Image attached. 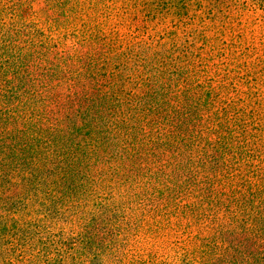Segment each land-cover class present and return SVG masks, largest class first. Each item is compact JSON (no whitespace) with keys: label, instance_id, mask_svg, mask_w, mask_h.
I'll return each mask as SVG.
<instances>
[{"label":"trees","instance_id":"obj_1","mask_svg":"<svg viewBox=\"0 0 264 264\" xmlns=\"http://www.w3.org/2000/svg\"><path fill=\"white\" fill-rule=\"evenodd\" d=\"M245 4L0 0V253L12 232L23 257L24 214L63 209L86 253L147 225L177 238L161 264H264V47L234 25Z\"/></svg>","mask_w":264,"mask_h":264},{"label":"rangeland","instance_id":"obj_2","mask_svg":"<svg viewBox=\"0 0 264 264\" xmlns=\"http://www.w3.org/2000/svg\"><path fill=\"white\" fill-rule=\"evenodd\" d=\"M246 2L247 9H240V16L234 23L236 28L247 32L246 44L262 49L264 47V0H241ZM21 15L24 19H31L33 12L27 5L21 7ZM181 41L185 38L180 36ZM262 52V50H261ZM35 209V208H33ZM35 211V210H34ZM37 212V211H36ZM45 213L43 211L25 215V219L31 222L28 226L27 243H21L20 250L23 257L16 254L11 237L2 239V250L0 253V264H46L47 257L55 260L56 264H145L151 256L153 263L161 264L162 261L172 259L173 250L177 248L176 239L166 231H161L160 237H155L153 231L145 232L140 226L139 236L131 235L128 240L102 250L95 254L86 253L82 249L79 234L82 231V216L78 212L65 211L61 214ZM173 227V226H172ZM172 229L174 235L183 228ZM130 231H133L130 229ZM135 232V231H134ZM21 235V232H18ZM183 241H188L187 234H182ZM194 246L192 243L190 247ZM10 249V253L8 252ZM172 248V249H171ZM196 249V247H195Z\"/></svg>","mask_w":264,"mask_h":264}]
</instances>
